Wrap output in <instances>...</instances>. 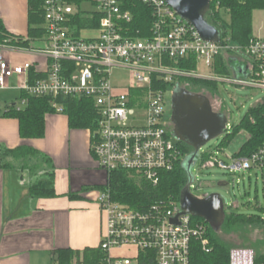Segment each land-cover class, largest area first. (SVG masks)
<instances>
[{"label": "built area", "instance_id": "obj_1", "mask_svg": "<svg viewBox=\"0 0 264 264\" xmlns=\"http://www.w3.org/2000/svg\"><path fill=\"white\" fill-rule=\"evenodd\" d=\"M135 1L93 0L89 3L95 10L84 12L85 3L44 0L45 37L42 47L33 50L43 64L13 65L7 56L14 49L1 47L0 90L10 88L18 78L16 86L27 96L91 100L99 114L91 152L105 181L113 172L128 171L157 186L161 174L174 171L183 159L172 118L165 117L167 94L187 75L174 62L196 57L198 64L203 61L213 67L220 54H240L257 62L259 72L256 81L234 83L264 90V39L245 48L205 41L166 0H139L152 10L153 25L150 37H133L130 8ZM82 17L88 22L84 28L78 20ZM116 71L128 73L127 80L115 82ZM21 104L27 105V100ZM53 108L64 113L56 103ZM136 110L146 112L145 125L128 124ZM218 154L213 153L208 165L233 174L255 169L264 175V148L249 159L233 157L230 164ZM99 206L105 216L99 247L106 254L99 264H143V256L146 264H190L194 241L206 251L211 249L207 226L200 218L182 215L180 203L141 213L116 203L107 188ZM127 250L135 251L129 256L114 254ZM230 264H256L255 252L234 248Z\"/></svg>", "mask_w": 264, "mask_h": 264}, {"label": "trees", "instance_id": "obj_2", "mask_svg": "<svg viewBox=\"0 0 264 264\" xmlns=\"http://www.w3.org/2000/svg\"><path fill=\"white\" fill-rule=\"evenodd\" d=\"M66 1L80 6L93 0ZM28 5V38L24 39L10 35L0 22V48L9 47L16 50H26L42 47L39 43L45 37V30L43 28L45 24L44 0H28ZM130 11L133 15L131 23L133 24V37H150L153 25L152 10L143 5L139 0H136L131 6ZM256 11H264V0H213L210 10L206 15V21L220 32L221 42L245 48L253 40L257 39L253 34V15ZM226 17L229 20H226ZM78 20L81 23L80 28L86 27L88 22L85 17ZM231 55L225 53L220 54L216 58L213 65L216 78L233 80L228 64V56ZM251 61L253 68L249 80L256 81L259 64L253 60ZM174 64L180 71L187 73L186 76H181L178 79V86L173 88L174 90L184 89L190 93L204 95L209 99L210 97L218 98L220 102L219 109L217 111L214 109V111L223 115L227 113L225 103L218 94V81L193 76L197 73L198 61L196 57L183 59L174 62ZM22 99L27 100V105L25 107H20L17 104L11 105L6 116L19 121L20 136L23 140L42 139L45 137L46 116L57 114L53 108V103H56L64 108L62 115L68 117L71 129L90 132L92 144L93 136L97 132L99 114L91 100L77 98L40 99L25 94L22 95ZM242 133H246L248 138L234 158L249 159L253 154L264 148V99L250 108L238 125L225 130L224 142L216 152L225 153V150L233 139ZM177 145L183 159L174 171L161 174V180L157 186H154L135 173L116 171L111 174L109 181H105L99 186L86 188L83 191L97 189L103 192L109 188L112 198L116 203L130 207L141 213H148L154 206L171 203L179 204L183 192L190 184L189 173L184 166V162L192 157L194 149L182 142H178ZM213 153L200 154L203 163H210ZM9 154L18 158L34 159L48 164L51 168L50 176L46 179L38 180L32 185L30 194L33 198L37 199L57 197L54 188V168L48 157L29 147H20L11 152L4 151V155ZM70 197L72 199L80 198L79 194H71ZM200 221L204 222L207 226L211 249L206 251L200 242L194 241L191 247L190 264H230V252L235 246L231 241L223 239L221 234H238L243 232L244 235L248 236L252 231H260L264 236V214L245 215L227 212L226 209V219L219 230L212 228L204 219L201 220L200 218ZM244 249H252L255 252L256 264H264V241L247 244ZM105 257L106 254L100 247L86 248L83 251L60 250L53 254V262L55 264H74V262L78 264H99ZM141 259L142 263L146 264L144 263V256ZM81 260L82 262H80Z\"/></svg>", "mask_w": 264, "mask_h": 264}, {"label": "crops", "instance_id": "obj_3", "mask_svg": "<svg viewBox=\"0 0 264 264\" xmlns=\"http://www.w3.org/2000/svg\"><path fill=\"white\" fill-rule=\"evenodd\" d=\"M263 12L253 15L257 39H264ZM28 15V0H0V22L10 35L28 38ZM40 48L14 49L7 57L13 65L32 62L42 66L43 60L33 51ZM228 64L235 74L233 80L249 81L250 59L232 54ZM11 83L10 88L0 90V264H55L57 251L98 248L105 228L99 206L102 192L83 191L103 184L91 152L90 132L73 130L68 117L54 114L46 116L44 138L23 140L19 121L6 116L11 105L26 106L21 104L24 93L16 86L19 79ZM20 147L33 148L51 160L56 198L31 196V186L48 178L51 168L34 159L4 155ZM71 194L80 198L72 199Z\"/></svg>", "mask_w": 264, "mask_h": 264}, {"label": "rangeland", "instance_id": "obj_4", "mask_svg": "<svg viewBox=\"0 0 264 264\" xmlns=\"http://www.w3.org/2000/svg\"><path fill=\"white\" fill-rule=\"evenodd\" d=\"M84 12H93L95 10L92 3H85L82 6ZM264 15V12L262 13ZM226 20H229L226 17ZM232 53H228L231 55ZM115 82L123 83L127 80L128 73L116 71L114 72ZM234 71H231V78L234 79ZM198 78H205L218 81V94L225 103L227 113L223 115L226 121V129L238 125L248 110L264 99V90L254 88L247 85H238L234 80L218 79L215 76L213 67H209L205 62L201 61L197 66ZM175 91L168 93L166 96V119L171 120L173 114V98ZM212 106L217 111L219 109V99L210 97ZM146 112L144 110H136L129 115L128 124L134 126H143L146 122ZM248 135L242 133L237 135L231 144L225 150V153H219V158L230 164L231 158L240 152ZM223 134L216 140L209 142L204 146L200 154L216 152L224 142ZM101 174V183L105 182V173L99 169ZM192 183L190 185V194L196 198H207L213 194L221 195L226 202L227 212H236L245 215H263L264 209V178L261 172L255 169L230 173L203 163L202 157L199 155L196 165L191 170ZM227 184L220 186V184ZM221 237L231 241L235 248L246 247L247 244L264 241V236L260 231H252L248 236L243 232L224 233ZM249 241V242H248ZM129 250L124 252H115L114 254L129 256L134 254ZM82 262V260L80 261ZM74 264H78L74 262Z\"/></svg>", "mask_w": 264, "mask_h": 264}, {"label": "water", "instance_id": "obj_5", "mask_svg": "<svg viewBox=\"0 0 264 264\" xmlns=\"http://www.w3.org/2000/svg\"><path fill=\"white\" fill-rule=\"evenodd\" d=\"M166 2L182 19L194 26L205 41L212 43L221 41L220 32L206 21L211 0H166ZM224 119L223 115L214 111L208 97L184 89L175 91L172 114L174 136L178 142L186 143L194 149L192 157L184 162L190 184L181 197L182 215L204 219L215 230H219L225 222L226 202L219 194L203 199L192 196L189 191L192 183L190 170L196 165L201 149L224 134L226 130ZM225 185L227 184H220L221 187Z\"/></svg>", "mask_w": 264, "mask_h": 264}, {"label": "flooded vegetation", "instance_id": "obj_6", "mask_svg": "<svg viewBox=\"0 0 264 264\" xmlns=\"http://www.w3.org/2000/svg\"><path fill=\"white\" fill-rule=\"evenodd\" d=\"M172 124H173V122H172ZM173 127H175L174 124H173Z\"/></svg>", "mask_w": 264, "mask_h": 264}]
</instances>
